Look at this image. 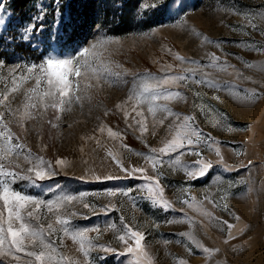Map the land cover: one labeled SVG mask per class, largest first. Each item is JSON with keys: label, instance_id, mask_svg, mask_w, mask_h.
<instances>
[{"label": "rangeland", "instance_id": "374dc122", "mask_svg": "<svg viewBox=\"0 0 264 264\" xmlns=\"http://www.w3.org/2000/svg\"><path fill=\"white\" fill-rule=\"evenodd\" d=\"M164 2L60 0L61 15H57L56 0H28L23 10L15 6L14 0H0V18L5 21L0 25V60L5 62L0 68V76L4 77V80H0V93L13 87L10 73L16 64L23 66L25 63L40 62L41 53L52 44L54 34L63 37L70 48L76 49L103 40V46L96 50L97 65L107 63L114 67L119 64L122 68L117 71L128 72L124 77L126 83L110 86L102 82L101 88L88 89L87 95L91 99L85 98L82 105H74L71 111L65 112L56 128H51L46 122L56 115L51 109L43 120L28 123L31 131L26 140L20 127L15 123L11 125L33 152L39 153L42 137L48 148L39 154L53 161L58 156L67 157L71 162L69 168L58 169V174L42 182L40 187L32 188L25 181L19 182L16 187L46 200L61 191L73 194L88 192L90 195L86 199L96 205L106 204L110 198L92 195L94 193L102 194L108 188L127 190L133 185L139 188L143 183L141 180L82 181L78 177L85 175V170L89 174L94 172L102 176L112 174L124 177L125 174L107 155L109 151L118 153L125 164L145 167L152 175L151 163L137 155L150 154V150L137 138L139 131H133L134 128L138 129L134 119H141L136 112L142 110L146 117L149 133L145 134L144 140L151 147L159 149L164 140L171 139L175 125L169 130L166 125L171 120H166L165 126H161L158 120L166 114L158 113L154 120L147 112V105L133 109L130 102L127 105V123L122 112L104 116L105 110L126 99L132 87L133 73L147 70L159 74L162 66L167 65H172L175 73L194 67L175 60L168 49L201 64L208 63V53H215L221 57V61L226 59L233 66L225 71L206 69L211 74L210 78L224 85V89L217 91L190 85L181 89L187 94V102L174 103L171 107L177 113L195 116L198 127L221 142L225 164L234 170L225 171V165L217 163L216 145L212 146L213 150L201 148L203 156L211 160L215 167L198 180H188L183 168L170 163V158L165 157L164 164L158 168L161 184L166 190L165 196L172 202L173 210L165 213L143 198L147 195L146 191H133L130 197L118 195L113 200L116 208L107 215L99 211L93 214L76 205V210L87 214L89 219L78 217L74 221L80 227L100 225L101 236L96 243L111 245L122 251L123 246L117 240L119 233L105 232L104 228L113 222L118 229L122 228L120 217H125L130 225L145 232V247L151 264H179L180 260L186 261V264H264V51L253 50L264 49V0H168L167 11L152 7ZM42 11V20H34L33 17L40 16ZM33 24L37 30L29 34V40H23L24 29ZM195 33L220 42L221 47L202 46L201 38ZM197 74H200L199 70ZM89 82L95 83V80L82 81V88ZM34 83V80H29L22 85L19 93L11 94L15 96L11 105L13 110L21 107L23 92ZM252 92L257 93L255 99H249ZM202 110L205 115H201ZM0 111H4L2 106ZM13 119L6 114L5 120ZM102 124L106 125L103 132L98 131ZM107 127L124 133L126 139L123 143L131 150L122 148L119 140L110 138ZM152 131L157 135H151ZM175 155L172 154L171 159ZM196 159V156L185 155L181 157V164L187 166ZM186 189L197 201H203V207L218 219L209 220L197 209L182 203L186 198ZM206 196L216 200L218 206L209 204ZM221 196L226 198L221 200ZM44 215H50L46 209ZM182 218L191 219L192 223H165L168 219L179 221ZM224 221L235 227L229 230ZM42 222L45 226L47 222L56 226L54 216L49 221L42 218ZM186 231L191 232L205 247L218 251L208 254L202 249L198 250L187 237L179 235ZM229 232L234 238H230ZM89 236L95 238L97 233L90 232ZM61 237L63 233L56 232L49 238L58 249L57 262L85 264L82 253L78 251L79 245L67 237L61 243ZM29 250L32 248L29 247ZM90 256L93 258L92 264H136V257L132 255L118 256L93 250ZM99 256L106 259L96 260ZM61 257L68 260H61ZM0 264L36 262L34 257L13 250V254L0 253ZM141 264H148V260L142 259Z\"/></svg>", "mask_w": 264, "mask_h": 264}, {"label": "snow or ice", "instance_id": "6c2138e0", "mask_svg": "<svg viewBox=\"0 0 264 264\" xmlns=\"http://www.w3.org/2000/svg\"><path fill=\"white\" fill-rule=\"evenodd\" d=\"M57 2V15H61L60 0ZM153 8L161 7L165 11L168 10V0L161 5H152ZM43 11L40 16L33 17L34 20H42ZM5 23L3 18H0V25ZM59 24V21L57 22ZM186 24V21H185ZM255 27V25H253ZM36 25L33 24L24 29L23 40H29V34L36 31ZM43 30V24L40 25V31ZM155 29H153V32ZM201 38V45H215L221 47L218 41L210 40L208 37H201L200 33H195ZM103 40H96L87 47L79 49L70 48L63 37L54 34L52 44L41 53L39 63H25L23 66L16 64L15 68L10 73L13 87L7 88L6 92L0 93V106L4 111H0V253L13 254L23 252L28 257H34L36 264H59L56 257L58 249L53 246L54 242H50L49 238L56 232H62L61 243L63 238H70L73 243L79 245L78 251L82 253L85 264H92L90 253L93 250H102L107 253H114L118 256L132 255L136 257V264H141L142 259H147L148 264H151L149 253L145 247V232L130 225L125 217H120L122 228H117L116 223L107 224L104 228L105 232L115 231L117 240L123 246L122 251H118L111 245L98 244L97 240L101 236L100 225L80 227L75 224L74 218L89 219L88 215L76 210V205L88 209L93 214L97 211L108 214L114 210L116 205L113 200L118 196L130 197L133 191L145 192L147 195L143 197L147 202L168 213L173 210V204L165 196V188L161 184L159 168L164 164V158L169 157L170 163L183 168L188 180H198L206 176L214 167V163L206 159L201 151L202 147H207L213 150L218 157L217 163L224 164L225 171H233L231 166L225 164L224 157L221 153V142L212 138L210 133H205L196 123V117L193 115H183L173 111L171 105L174 103L187 102V94L181 91L182 88H187L190 85L198 87H208L220 91L224 89V85L210 78L211 74L206 69H216L225 71L229 67H233L227 63V60L221 61V57L215 53H208L207 64H201L200 61L186 58L179 53H172L168 49V53L173 55V58L180 61L181 64H190L194 67L183 69L179 73L172 71V65L162 66L160 73H152L151 71L137 72L132 74V87L129 89V94L126 99L117 102L113 108L106 109L104 116L116 115L119 112L123 113L125 122L129 116L127 105L132 102L133 109L136 106L147 105V112L152 115L154 120L158 113L166 114L158 120L161 126H165L166 120L171 122L166 125L169 130L175 125L174 133L171 139L163 141V146L159 149L151 147L144 140L145 134L149 133V127L143 111H137L136 116L141 117L140 120H135L138 125L141 139L145 146L149 148L150 154L137 153L146 162L151 163L153 174L149 175L147 169L143 166L135 164H125L118 153L109 151L108 156L115 162L116 167L120 172H123L124 177L114 176L112 174L99 175L94 172L89 174L85 170V175L78 177L82 181H111L118 179L141 180L143 183L137 188L133 185L127 190L120 188H108L103 193H94L92 195L110 198L108 203L96 205L90 203L86 199L90 193L80 192L78 194L66 193L61 191L54 195L52 199H42L35 195L22 192L17 189V184L21 181L27 182L32 188L40 187L42 182L51 179L57 175V170H65L71 166V162L67 157H56L53 160L46 159L43 153L47 151L48 145L44 144L41 139L39 153L33 152L32 148L23 142L20 136L13 131L12 124H17L25 133V140L31 129L28 128L29 122L43 120L48 110L51 109L56 115L48 119L46 122L51 128H56L59 121L65 112L72 110L74 105L83 104L85 98L91 99L87 95L88 89H99L103 83H108L110 86H116L120 82H125L124 77L128 75L127 70L121 72L116 69L122 68L116 64L114 67L107 63L97 65L96 50L102 47ZM256 51H264V49L253 48ZM4 61L0 60V68H3ZM252 67V65H247ZM20 72L17 73L16 70ZM199 70V75L197 74ZM0 80H4L0 76ZM29 80H34V86L27 88L23 92V100L21 107L12 109L11 105L15 96L13 93H19L23 84ZM95 80V83H86L82 88V81ZM257 93L252 92L249 99H255ZM219 99V97H216ZM22 108V110H21ZM6 114H10L14 119L5 120ZM206 113L202 110L201 115ZM171 118H175L172 120ZM71 127V125H69ZM106 125H103L98 131L103 132ZM132 127V125H128ZM108 136L114 140L120 141L122 148L131 150L130 147L123 143L126 135L119 130L114 131L111 127H107ZM151 135L157 133L152 131ZM82 139H85L82 137ZM99 143V141H97ZM172 154H176L174 159H171ZM185 155L196 156L197 159L191 164L185 166L181 164V157ZM23 161V162H21ZM251 163V162H249ZM187 184V181L185 182ZM186 198L182 203L187 204L190 208H195L209 220L218 219L213 217V213L203 207V201H197L195 196H191L186 189ZM226 197L221 196L224 200ZM205 200L213 207L218 206L216 200ZM226 208L227 205L225 204ZM46 209L49 216L44 215ZM51 216L55 217V227L49 221ZM239 219V217H237ZM35 221L36 223H33ZM189 223L191 219H168L165 223L171 225L173 223ZM227 228L231 230L235 227L233 224L224 221ZM158 226V225H157ZM90 232H96L95 238L90 237ZM181 237H187L196 248L202 249L204 253L211 254L218 249H209L201 244L191 232H181ZM230 238L231 232H229ZM227 242V241H225ZM29 247L32 250H29ZM39 248L40 250H35ZM191 254V249H189ZM98 261L106 259L104 256L95 258ZM61 260H68L66 257H61ZM71 264V261L68 262ZM119 264V262H118ZM179 264H186V261L180 260Z\"/></svg>", "mask_w": 264, "mask_h": 264}, {"label": "trees", "instance_id": "16d2710c", "mask_svg": "<svg viewBox=\"0 0 264 264\" xmlns=\"http://www.w3.org/2000/svg\"><path fill=\"white\" fill-rule=\"evenodd\" d=\"M28 0H14L15 6L19 9V10H23L25 6H27Z\"/></svg>", "mask_w": 264, "mask_h": 264}]
</instances>
